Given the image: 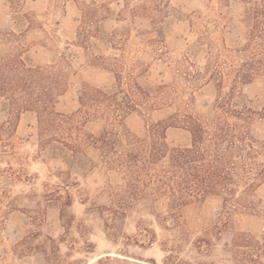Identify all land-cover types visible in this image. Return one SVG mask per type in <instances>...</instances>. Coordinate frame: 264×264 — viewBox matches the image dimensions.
Segmentation results:
<instances>
[{
    "label": "rangeland",
    "instance_id": "374dc122",
    "mask_svg": "<svg viewBox=\"0 0 264 264\" xmlns=\"http://www.w3.org/2000/svg\"><path fill=\"white\" fill-rule=\"evenodd\" d=\"M254 1L0 0V59L21 55L53 74L54 112L66 115L82 90L113 91L114 73L124 87L137 82L150 98L134 95L143 102L135 110L115 122L90 119L84 133L112 127L143 136L162 123L167 152L190 144L184 116L215 122L217 102L247 109L241 128L261 164L264 70L247 84L235 77L259 52H240ZM244 176L239 191L253 177ZM141 190L131 199L127 178L90 142L69 168L39 146L33 113L13 118L0 101V264H250L248 256L264 264L249 244L233 248L238 236L262 242L264 180L238 203L207 196L179 208L155 184Z\"/></svg>",
    "mask_w": 264,
    "mask_h": 264
},
{
    "label": "trees",
    "instance_id": "16d2710c",
    "mask_svg": "<svg viewBox=\"0 0 264 264\" xmlns=\"http://www.w3.org/2000/svg\"><path fill=\"white\" fill-rule=\"evenodd\" d=\"M246 13L248 43L240 52L250 46L259 52L250 57L249 63L239 65L235 77L243 84L264 70V0H255ZM114 78L113 91L84 89L78 95L79 108L75 112L56 113L57 79L44 69L27 64L21 55H14L0 59V101L13 118L22 112L33 113L39 146L62 159L69 168L76 162L84 144L90 142L97 146L104 165L127 178L133 200L141 195V188L155 184L161 194L172 199L176 208L207 196H218L224 203H238V196L253 188L255 180H264V163L253 162L254 154H258L254 148L257 142L241 128L249 119V110L238 111L220 102L216 103L215 122L204 123L199 118L184 116L179 123L188 131L190 144L170 152L164 145L162 123L150 127L143 136L128 131L120 133L112 127L103 129L97 137L86 135L84 128L90 119L105 117L110 122L119 121L141 105L137 103H143L134 100V95L143 101L150 98L149 91L137 82L124 87L119 74L114 73ZM222 117H233L242 123L231 125L220 121ZM245 174L253 177L245 178L250 180L243 182V189L239 191ZM247 244L259 255H264V232L262 242L238 236L233 248L238 251ZM248 257L250 264H261Z\"/></svg>",
    "mask_w": 264,
    "mask_h": 264
}]
</instances>
